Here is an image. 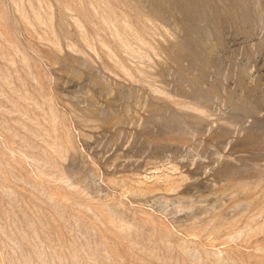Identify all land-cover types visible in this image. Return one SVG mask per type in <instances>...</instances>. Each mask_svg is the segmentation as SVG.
Listing matches in <instances>:
<instances>
[{
    "label": "rangeland",
    "instance_id": "1",
    "mask_svg": "<svg viewBox=\"0 0 264 264\" xmlns=\"http://www.w3.org/2000/svg\"><path fill=\"white\" fill-rule=\"evenodd\" d=\"M0 264H264V0H0Z\"/></svg>",
    "mask_w": 264,
    "mask_h": 264
}]
</instances>
